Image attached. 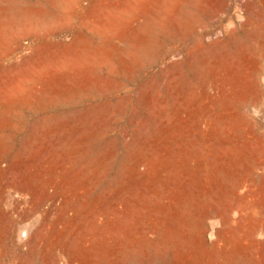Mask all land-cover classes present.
Segmentation results:
<instances>
[{"label": "rangeland", "instance_id": "rangeland-1", "mask_svg": "<svg viewBox=\"0 0 264 264\" xmlns=\"http://www.w3.org/2000/svg\"><path fill=\"white\" fill-rule=\"evenodd\" d=\"M263 115L264 0H0V264H264Z\"/></svg>", "mask_w": 264, "mask_h": 264}, {"label": "bare ground", "instance_id": "bare-ground-1", "mask_svg": "<svg viewBox=\"0 0 264 264\" xmlns=\"http://www.w3.org/2000/svg\"><path fill=\"white\" fill-rule=\"evenodd\" d=\"M259 109H260V108H259ZM259 113H260V112H259ZM258 116H259V115H258ZM258 116H257V117H258ZM260 116H261V115H260ZM263 116H264V115H263ZM258 119H259V118H258ZM260 120H261V117H260Z\"/></svg>", "mask_w": 264, "mask_h": 264}]
</instances>
